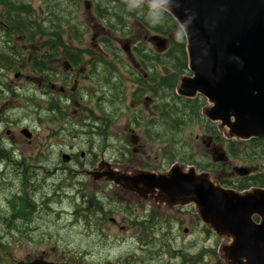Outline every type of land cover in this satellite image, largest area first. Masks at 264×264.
Returning <instances> with one entry per match:
<instances>
[{
    "label": "rangeland",
    "instance_id": "obj_1",
    "mask_svg": "<svg viewBox=\"0 0 264 264\" xmlns=\"http://www.w3.org/2000/svg\"><path fill=\"white\" fill-rule=\"evenodd\" d=\"M51 1L57 6L59 3L61 5L64 0ZM76 1L78 5L75 7H73L72 0H67L64 3L68 6L66 15L71 21L68 27L71 28L73 24L76 25V28L73 25L75 29H71L77 31L74 38L78 46L72 41V38L69 39L68 34L65 36L66 31L63 39L65 38L67 42L72 41L71 44L74 46L72 56H76L79 53L77 51L85 54L86 60L83 57L84 69L87 73L81 76L82 80L79 83V86L82 85L79 92L81 100H77L74 96L68 103L65 95L53 96L48 103L49 110L58 109L51 113L48 112L49 110L37 112L36 104L38 105L40 101V93L34 90L36 85L32 80L31 75L33 74L30 72L31 62L27 64V59H35L41 52L51 47L50 43L46 41V36L40 32L33 37H26L25 34L18 35L24 36L25 46H31L27 43L28 41L36 49L34 51L31 48H23L21 43L22 54L25 55L24 66L17 64L9 70L0 68V143L4 141L7 144L6 149L9 150L8 157L5 158L7 162L0 164V210L2 213L7 211L5 215H9L10 205H7V202L11 199L12 194L20 190L18 176L26 170L32 172L34 180L37 176L36 181L40 183V185H35V187L40 188H35L34 183H32V187H27L28 194L37 201H40L43 196L47 199L46 208L41 206L35 210L29 221L22 220L19 223L14 221L9 226L5 224L4 220H0V259L7 260L8 264H18L26 258H35L43 252L49 260L58 257H77L76 261L81 262V258H79L81 252L84 254L87 251V259H83L82 264H94L96 262L122 264L128 258L130 259V253L133 251H135L136 256L141 257V251L136 249V245L130 239L137 237L134 234L136 228L128 225V218L135 213H141L147 220L151 218V214L145 212L140 205H135L131 198L125 196L113 185L101 182L92 184L84 174L76 176L71 174V171L77 170V168L74 163L68 164L61 161L62 152L69 155L72 153L77 159L76 163L95 162L104 158L105 161L118 168L133 165L135 168L161 173L169 171L172 165H178L184 170L193 168L196 173H209L215 183L238 192L240 190L234 187L235 184L233 183L238 178L234 168L244 167L252 173L254 170L264 168L263 161L260 159L244 162L232 157L226 148L229 140L219 132L221 139L216 141L215 133L207 132L208 123L204 118L203 121L195 123L193 127L180 130L175 136L163 133L160 126L156 124L153 129L160 137L154 139L156 141L144 139L145 128H143V123L139 117L137 121H134V117H146L150 113L145 110L142 113L133 110V105L137 99H133L131 94L134 90L145 89L141 98L143 103L152 102V106L160 100L152 91L154 85L149 81L142 84L131 76V72L128 70L131 56L123 50V45L127 43L131 46L133 56V46L138 41L156 51L150 38L157 33L143 28L133 19L128 20L122 29L119 28V32H109L105 28V21L102 20L103 23L96 18L92 9V2L89 0ZM24 2L31 5V14L41 16L45 14L46 6L43 0H24ZM59 8L61 7L57 6V9ZM72 9L73 11H71ZM68 27L66 28L68 29ZM97 32H100V37L97 42H94L93 34ZM107 33L111 34L115 55L108 51L111 56L105 59L101 56L103 59H100L96 65V70H94L88 52H90L93 44L95 46L98 42L101 43V39ZM160 36L165 38L166 42L171 40V35ZM64 56L60 55L57 58L63 60ZM44 60H49V58L45 57ZM47 64L44 65L48 67L49 64ZM58 67L56 69L59 71L58 78H56L58 80L55 79L56 87L61 85L60 79L64 78L63 67L60 68V65ZM159 69L166 77L172 75L170 69L161 66ZM105 72L113 74L117 80L115 85L102 82L106 78ZM141 72L144 74L146 71L142 70ZM148 74L153 76L152 70L146 72L147 76ZM184 74L186 75V73ZM17 75H22L19 82L22 87L19 86L18 97H15V95L8 94V89L4 86L8 81H15L14 76ZM113 83L115 82L110 81L109 84ZM177 85L178 82H175V87ZM139 86L143 88L140 89ZM162 89H167L166 83L162 84ZM99 95L101 97H98ZM100 99L103 100L105 110L108 107L117 110L118 119L109 128L101 129L100 132L97 130L92 132L90 129L92 123L83 117L89 110L93 112L94 116H97L96 108L101 104L98 102ZM67 104L70 105L67 107ZM56 105L58 107H55ZM151 106L146 110L151 109ZM136 107L139 109L138 106ZM82 123H87V125ZM93 124L99 127L96 121ZM23 129L32 134L30 143L27 140L31 138L25 139L20 134ZM113 130L121 136L111 139ZM128 130H132L133 133L128 136L124 135V132H128ZM7 132L13 134L14 140L8 137ZM171 136L173 139H170ZM133 138H138L139 141L136 143ZM208 143L210 145L207 146ZM169 148H177L179 152L177 153L179 157L173 161H168L165 157ZM134 149L137 150L138 154H134ZM221 151L225 152L227 161L214 164L212 162L213 152L219 154ZM81 152H84V160L79 158ZM141 152H145L146 155H140ZM87 153H91V157H88ZM26 157L31 158V161L29 162ZM35 158H37L36 161ZM22 159L28 160V162ZM18 164L20 167L16 170ZM55 167H61L65 171L54 172ZM27 181L28 179L25 183ZM225 181H232V183L226 182L224 184ZM227 184L233 186H227ZM93 198L101 203V206H97L95 209L98 212L100 209L102 212L104 210V220L100 224L98 218L90 220L82 210V207L92 203ZM115 203L118 207H127L125 209L116 208ZM78 208L82 212L80 215L74 216V211ZM184 209V211L180 210L173 216L165 218L164 221H159V230L154 235H141L138 245L147 246L145 251L156 253L159 249V243L150 242L155 238L172 239L168 243L169 250L178 249L180 245L178 238H189L185 245L195 244L191 251L200 252L202 263L214 264L209 263L210 257L204 253L214 250L219 243L217 242L219 238L224 243L227 240L211 232L201 221L198 223V217L193 207H185ZM110 218H113L114 222ZM96 225H99L100 228H96ZM185 229L188 231L184 232Z\"/></svg>",
    "mask_w": 264,
    "mask_h": 264
},
{
    "label": "water",
    "instance_id": "obj_2",
    "mask_svg": "<svg viewBox=\"0 0 264 264\" xmlns=\"http://www.w3.org/2000/svg\"><path fill=\"white\" fill-rule=\"evenodd\" d=\"M186 12L192 16L184 35L189 74L179 78L176 94L202 96V115L227 140L264 138V0H179L168 14L178 24ZM150 40L165 49V38ZM21 134L31 137L26 129ZM212 160L226 162L227 156L214 152ZM234 170L239 176L249 173L244 167ZM87 175L138 203L193 205L202 222L227 240L222 250L228 264H264V188L238 192L215 183L207 172L178 165L161 173L130 165L116 169L102 160Z\"/></svg>",
    "mask_w": 264,
    "mask_h": 264
},
{
    "label": "trees",
    "instance_id": "obj_3",
    "mask_svg": "<svg viewBox=\"0 0 264 264\" xmlns=\"http://www.w3.org/2000/svg\"><path fill=\"white\" fill-rule=\"evenodd\" d=\"M46 6V12L44 15H33L32 7L29 3L24 2V0H0V36L5 37L8 41L9 51H4L0 49V66L5 70L12 69L14 65L20 64L19 66H24V54H22V50L20 47H15L14 42L12 41V36L25 34L26 37H33L38 32L41 34H46L48 37L53 39L54 47L51 50V54L55 53L56 50L57 55L60 49L63 54L66 56L69 47L64 46V41L62 36L66 31V27H68L71 22L67 17L66 12L68 11V6L65 4L67 0H64L63 3L57 4L61 8L57 9L56 4H52L51 0H43ZM58 1V0H56ZM93 4V11L95 16L99 20L105 21V28L109 32H119V28H123L125 23L133 19L137 24L142 26L143 28L150 30L154 33L160 35H171V40L169 42V46L164 52H157L154 49H150L145 46V44L141 41H138L136 45L133 47L134 49V57L141 61L142 64L149 63V69L152 70L153 76L149 78V83L154 85L152 91L158 96L160 102L152 105L153 114L148 116H135L134 121L138 120V117L141 122L158 124L162 129L163 133H168L171 135H178L177 133L184 128H191L195 125V123L203 121V117L201 116V109L205 105V100L201 96H197L194 99H186L178 96L175 93V82H178V77L187 72V56L185 51V38L183 37L182 43H177L173 37V31L176 27V22L172 19V17L168 14L165 23L158 27H152L145 22L143 16L140 13L131 14L125 10L123 0H89ZM65 2V3H64ZM57 3V2H56ZM73 7L78 5L76 0H72ZM61 11V12H60ZM73 11V9L71 10ZM76 12V10L74 9ZM59 12V13H58ZM65 12V14H63ZM48 19H52L55 21V26L57 30L55 31V35H51L48 31L45 32L42 28V23ZM31 21V23L28 22ZM72 24V23H71ZM75 25V24H73ZM71 26L72 29L75 28ZM130 31V30H129ZM128 31V32H129ZM73 37L77 34L76 30L72 31ZM101 43L105 45V52H113L115 55V48L112 46L111 34L107 33L103 39H101ZM74 49V48H73ZM107 50V51H106ZM49 52V49L47 50ZM17 54V56L13 59V53ZM78 55L72 56L71 61L74 67H79L83 64L84 60L81 56V52ZM108 52V53H109ZM49 57V56H48ZM47 57V58H48ZM96 61H100L103 59L100 55L96 56ZM13 59V60H12ZM33 59V58H32ZM44 59V58H43ZM41 59V60H43ZM105 59V58H104ZM35 65L33 62L31 63L30 72L32 74L38 73L41 69H45L44 67H39V63ZM94 64H98L95 62ZM167 68L172 71V75L165 76L161 73L159 67ZM92 69L96 70V65H92ZM42 71V70H41ZM43 72V71H42ZM105 79L102 80L104 84H109L113 79V74L110 72H105ZM131 76L137 81H146L143 79L142 74L136 71H131ZM150 76V74H149ZM114 79H116L114 77ZM167 84V89H162V84ZM136 93H139L137 90ZM15 97H18L15 95ZM98 97H101L100 95ZM97 97V98H98ZM80 99V98H77ZM81 100V99H80ZM98 102H101L98 105L97 116H93L90 111L89 115L91 116L90 120L93 119L96 121L98 126L100 127V123L103 118L104 120H109V118H113V112L109 110H113L112 108L106 110L103 108V100L100 99ZM58 107V105H56ZM37 107V105H36ZM58 109V108H56ZM205 119V118H204ZM205 121L208 123L207 132H212L215 136L216 141H220L221 135L217 132V127L215 124ZM106 128V125L103 127V130ZM98 132H100L99 128L96 126ZM164 136V135H162ZM144 137L149 141H156L154 139L159 138L160 135L153 128L145 129ZM173 139V136L170 137ZM164 140V139H162ZM228 153L237 159H240L244 162H253L257 159L263 161L264 164V138H255L248 141H236L229 140L227 141ZM4 148L0 146V152L4 151ZM9 153V152H8ZM177 148H169V152L166 154V159L168 161H173L177 157ZM26 159L31 161V158L26 157ZM37 158H35L36 161ZM23 161L28 162V160L22 159ZM252 173V172H251ZM244 177H238L233 182L238 190L243 191L249 189L251 187H260L264 188V168L261 170H254L252 174ZM22 174L25 177L34 180V175L31 173H27V171H23ZM25 177L23 178L22 186L20 187L19 196L17 197L15 206L11 205L10 210L8 209L9 215L6 216L5 213H2L0 210V220L5 221L6 225L10 226V223L21 222L22 220L29 221L34 215V211L38 210L39 207L43 206L46 208V197L40 198V201H37L35 198L31 197L26 191V183ZM27 178V179H28ZM35 181V180H34ZM232 183V181H225ZM227 186H233L231 184H227ZM35 188H38L36 186ZM55 197V196H54ZM45 198V200H44ZM53 201V200H51ZM101 206V203H98L94 198L92 199V203L82 207L86 216H89L90 220L99 219V224L101 223L100 215L102 209L96 210L95 207ZM82 210L79 208L74 211V216L80 215ZM96 228H100L99 225H96Z\"/></svg>",
    "mask_w": 264,
    "mask_h": 264
},
{
    "label": "flooded vegetation",
    "instance_id": "obj_4",
    "mask_svg": "<svg viewBox=\"0 0 264 264\" xmlns=\"http://www.w3.org/2000/svg\"><path fill=\"white\" fill-rule=\"evenodd\" d=\"M0 30H2V29L0 28ZM97 31H99V29H97ZM71 32H72V29L70 27H68V29L66 30L65 36L68 34L67 36L69 37V39L72 38V41H74V43H76V45L78 46V43L75 42V38L73 37V34ZM99 33L100 32H97V33L93 34L94 35L93 36L94 42L98 41V39L100 37ZM43 35L46 36V41L49 42L50 45H51V47L49 49V52L46 50L44 52H41L38 56H36L35 59H32V58L31 59H27V64H29V62H31V63L33 62L35 65H37L36 63H39L40 64L39 65L40 68L46 66L44 64H47V63L49 64V66H48L49 68L46 66L45 69H41L43 72L40 70L38 73L31 75L33 77L32 80L34 81V84L36 85L34 90L38 91L40 93V95H39L40 101L38 102V105L36 104L37 105L36 109H37L38 113L49 110L50 106L48 105V103H49V101L51 100V98L53 96L65 95L66 99L68 100V103L72 100V98L74 96L76 98L82 99L81 96L79 95V92L82 89V85L79 86V83L82 80L81 76H83L85 73H87L85 71V69H84V65H85L84 62L82 64V66L74 67V65H73V63L71 61V57L73 55L72 48L74 47L71 44L72 41L71 42H67V40L65 41V38L63 39L64 35L62 36V39L64 41V46L69 47V50H68L66 56L63 57V60H58V58H57L58 56L64 55L62 50L60 49V51L58 52V55H57L56 50H54L55 53L51 54V50L54 47L53 39L48 37L46 34H43ZM2 38L3 37L0 36V39H2ZM23 38H24L23 35L22 36H18V35L12 36V41L14 42V46L21 48V43H22L23 48H26V49L27 48L28 49L31 48V49H34V51H35L36 50L35 46H33V44H31L30 42L27 41V43L29 45H31V46H25V44L23 42ZM80 39H81V37H80ZM25 40H27L26 37H25ZM152 44L157 50L156 42L152 41ZM135 45L136 44H134V46ZM104 47H105V45L103 43H100V42L95 44V46H94V44L92 45V47L90 48L91 49L90 52H88L89 55L91 56V59H90L91 65H97V64H94L95 62L99 63V61H96V59H97L96 56L97 55L98 56L100 55L103 58H109L111 56L110 53L105 52ZM123 50L128 52V54L131 56L130 63H129L130 65H129V69L128 70H130V72L131 71H136V72L141 73L143 79L146 80V81H149V78H151V76H149V74H148V76L146 75V72H150V70H151V69H149V63L142 64L141 61H138V59H136L133 56V53H132V50H131V46H129V44L125 43L123 45ZM157 51L158 52H164L162 50H157ZM133 52H134V49H133ZM95 54H96V56H94ZM76 55H78V54H76ZM81 56L84 57V59H85V54L84 53H82ZM45 57H48L49 60H44V61L41 60V59H43ZM58 65H60V68L63 67L62 71H63L64 78L60 79L61 85L56 87L55 79L58 78V75H59V71L56 70L57 68H59ZM142 70L146 71V72L143 74L141 72ZM21 76L22 75L14 76L15 81H11V82L8 81V83L5 84L4 87L8 89V94H10V95H18L17 90H20V89H18L19 86L22 87V85L19 84V82L21 80ZM56 80H58V79H56ZM112 81L115 82L114 84L117 83V80L114 79V76H113ZM139 82H141L143 84V81H139ZM0 88H1V86H0ZM138 88L142 89L143 87L139 86ZM144 90L145 89L138 90L139 93H136L137 92L136 90H134L132 92L131 95H132L133 99H137V101H135V105H133L132 109L141 111V113L144 112V110H145V111L149 112L150 115H151V114H153V109H152V106H151L152 102H149V103H145L144 102L143 103L142 99H141L143 97V91ZM65 96H63V97H65ZM145 101H147V100L145 99ZM69 105L70 104H67V107ZM136 106H138L139 109ZM149 106H151V109L146 110V108H148ZM55 107H57V106H55ZM110 108H112V107H108V109H110ZM96 109L98 111V107ZM55 110H56V108L51 109L48 112L51 113V112H54ZM109 111L113 112L114 116H113V118H109V120H104V119L101 120L100 127H98L100 131H101V129L103 130V127L105 125H106L105 129L109 128L115 122V120L118 119L117 110L113 109V110H109ZM90 113L94 116L92 111H90ZM83 118H87V120L92 123L90 129L92 130V132H96V130H97V129H95L96 125L93 124V122L95 120H93V119L90 120L91 116L89 115V112H87L86 116L83 117ZM142 123H143V128H145V129H147V128H155L156 127V124H151V123H146V122H142ZM82 124L83 125H87V123H82ZM136 124L139 126L138 123H136ZM131 133H133V131L132 130H128V132H124V135L128 136ZM98 134L100 135V133H98ZM7 135H8V137L11 140H14L13 134H11L10 132H7ZM22 136H23V134H22ZM120 136L121 135H119L118 133H116L113 130V134L111 136V139L112 138L116 139V138H118ZM31 137H32V134H31ZM133 139H135L136 143L139 141L138 138H133ZM144 139H146V138H144ZM31 141H32V138L30 140H27L28 143H30ZM107 141H105V142H107ZM2 142H4V141H1L0 146H1V148H4L6 150V147L2 144ZM208 145H210V144L208 143L207 146ZM166 147H167V144H166ZM91 152H93V151H91ZM133 152H134V154H138L136 149H134ZM63 154H67V153H65V152L61 153V156H60L61 157V161L63 163H68V164L69 163H74L75 167L77 168V170H72L71 174H73L74 176L83 175L84 174V175H86L89 178V181L92 184H96V182L91 181L90 177L87 175V172L92 171L93 169H95L97 167V165L102 160H104V158H101L99 161H95L94 160L95 162L87 161V162L76 163L77 159L72 153L70 155L69 154L66 155L68 157L67 161H65L63 159ZM87 155H88V157H91L92 154L91 153H87ZM94 155H96V154H94ZM140 155H144L145 156L146 153L145 152H141ZM165 156H166V154H165ZM79 158L84 160V152H81V154H79ZM111 166H113V165L111 164ZM130 166H133V165H130ZM19 167H20V164H18L16 166V170H18ZM113 168L117 169L118 167H116L114 165ZM62 169L63 168H61V167H55L54 168V172H59V173L64 172L65 169H63V170ZM142 170H146V169H142ZM101 183L109 184V183H106V182H101ZM133 203L135 205H140L145 212L146 211L149 212L151 214V218L146 220L145 216L141 215V213H138V214L135 213L132 217L128 218V220H129L128 225L130 227H135L136 228L135 231H134V234L137 237V238H130V239L132 240L134 245H136V249L141 251V257L136 256L135 255V251H133L131 253L129 252L130 253V259L128 258L127 261H125L122 264H205V263H202V261L200 260L201 254H200L199 251L198 252L191 251V248H194L195 244H190V245H187V246L185 245V243L187 241H189V238H178L179 242H180V245H179L178 249L177 248H172V250L168 249V246H169L168 243L172 239L155 238V239L151 240L150 242L159 243V249H158V251L156 253L147 252V251L144 250V249L147 248V246L138 245V243L140 242V238L139 237L141 235H144V234L154 235L159 230L158 229L159 221H164L165 218L173 216L174 213H176V212H178L180 210L184 211L185 210L184 206L176 205V206H173V207H168L166 204H158V203H152V202H141V203H138V202L134 201ZM114 206L116 208H122V209H125L127 207V206L118 207L116 203L114 204ZM186 207H191V206H186ZM195 213H196V211H195ZM197 217H198V215H197ZM100 219L102 221L104 220V210H103V212L100 215ZM197 219H198L197 222L199 223L200 218L198 217ZM110 220L113 221V218H110ZM187 231H188L187 229L184 230V232H187ZM100 242L103 243L102 241H100ZM217 242H219V243L217 244L216 248L214 250L208 251L207 253H204V255L205 254L209 255V257H210V262L209 263L228 264L226 262V260H225V258H226L225 257V253L222 250V248H223L225 243H224V241L221 238H219V240ZM87 256H88L87 251L84 252V254H83V252H81V257H79V258H81V262L76 261V259H78L77 257H68V258L67 257H58V258H54V259H50L49 260L47 255L45 254V252H43L42 254H40L39 256H37L35 258H26L22 262H18V264L29 263V262L35 261L37 259H41V260H44V261H47V262H52V263H55V264H82L83 259H87ZM0 264H8V261L7 260L3 261L2 259H0ZM94 264H104V263L96 262ZM108 264H111V263H108Z\"/></svg>",
    "mask_w": 264,
    "mask_h": 264
},
{
    "label": "clouds",
    "instance_id": "obj_5",
    "mask_svg": "<svg viewBox=\"0 0 264 264\" xmlns=\"http://www.w3.org/2000/svg\"><path fill=\"white\" fill-rule=\"evenodd\" d=\"M123 4L128 13H140L147 24L158 27L165 23L168 13L179 6V0H123ZM191 21L192 16L186 12L185 18L176 25L173 37L177 43H182Z\"/></svg>",
    "mask_w": 264,
    "mask_h": 264
},
{
    "label": "bare ground",
    "instance_id": "obj_6",
    "mask_svg": "<svg viewBox=\"0 0 264 264\" xmlns=\"http://www.w3.org/2000/svg\"><path fill=\"white\" fill-rule=\"evenodd\" d=\"M28 22L29 23H31L32 24V22L31 21H29L28 20ZM55 21H53L52 19H48V20H46L45 22H43L42 23V26H43V30L45 31V32H49L51 35H55V31L57 30V27L55 26ZM0 49H2V50H4V51H9L10 49H9V45H8V41H7V39L5 38V37H3L2 39H0ZM17 56V54H16V52L15 53H13V59L15 58ZM12 59V60H13ZM15 60V59H14ZM0 68H1V66H0ZM2 144L4 145V146H7V144H5V142H2ZM9 152V150L8 149H6V150H4V151H2V152H0V164L1 163H6L7 162V159H5L6 157H8V153ZM27 171V173H31V172H28V170H26ZM17 174H19V172H17ZM25 176L22 174V173H20L19 174V176H18V180H19V183H20V185L22 186V182H23V178H24ZM36 177L37 176H35V181L34 180H32V179H30V178H28V177H25V181L27 180V178H28V181H27V185H26V187H32L31 185H32V183H34V187H35V185L37 184V185H40V183L38 182V181H36ZM38 188H40V187H38ZM19 190H18V192H16V193H14V194H12V196H11V199L7 202V205H13V206H15L14 204L16 203V200H17V197L19 196ZM57 195V194H56ZM88 218H89V216H87Z\"/></svg>",
    "mask_w": 264,
    "mask_h": 264
}]
</instances>
